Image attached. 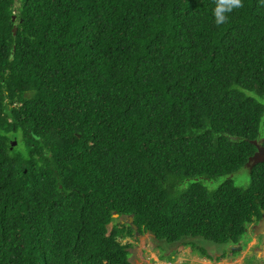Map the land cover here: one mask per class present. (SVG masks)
Wrapping results in <instances>:
<instances>
[{
	"label": "trees",
	"instance_id": "obj_1",
	"mask_svg": "<svg viewBox=\"0 0 264 264\" xmlns=\"http://www.w3.org/2000/svg\"><path fill=\"white\" fill-rule=\"evenodd\" d=\"M259 149L264 0H0V264L236 256Z\"/></svg>",
	"mask_w": 264,
	"mask_h": 264
},
{
	"label": "rangeland",
	"instance_id": "obj_2",
	"mask_svg": "<svg viewBox=\"0 0 264 264\" xmlns=\"http://www.w3.org/2000/svg\"><path fill=\"white\" fill-rule=\"evenodd\" d=\"M264 160V149H259L258 154L251 160L246 168L241 170L235 176V181L239 186H245L249 182V170L252 165L257 163L258 161ZM243 171V172H242ZM122 221V220H121ZM250 226L253 231L249 230L247 232V236L249 238V242L247 244V248L241 254L236 256H228L225 260L220 262L217 261H209L197 253H193L190 247H183L181 245H174L173 247L164 248L165 256H172L173 260L161 261L159 259L160 251L157 249L156 243L153 241L152 236L147 234L145 236L139 237L138 240L127 239L122 243H129L132 247L128 250L130 253V262L132 264H262L264 263V222L263 225L258 227ZM111 229V226L108 227ZM207 249L209 255L213 256V258H218L224 249L222 247H216L214 245H204ZM252 255H257L254 260L251 258ZM261 258V259H259Z\"/></svg>",
	"mask_w": 264,
	"mask_h": 264
},
{
	"label": "water",
	"instance_id": "obj_3",
	"mask_svg": "<svg viewBox=\"0 0 264 264\" xmlns=\"http://www.w3.org/2000/svg\"><path fill=\"white\" fill-rule=\"evenodd\" d=\"M15 19H16V17L13 16V17H12V21L14 22ZM15 32H16V27H14V29H13V33H14V34H15ZM15 145H16V142H13V143H12V146H15ZM263 161H264V160H261V161H258V162H263ZM258 162H257V163H258ZM262 215H263V218H264V212H262ZM117 217H118V216L115 215V218H117ZM126 220H127L130 224L133 223V217H132V216L127 217ZM133 228H134L135 230H137L135 226H133ZM241 250H242V248H240V247H238V248H232V251H241Z\"/></svg>",
	"mask_w": 264,
	"mask_h": 264
},
{
	"label": "flooded vegetation",
	"instance_id": "obj_4",
	"mask_svg": "<svg viewBox=\"0 0 264 264\" xmlns=\"http://www.w3.org/2000/svg\"><path fill=\"white\" fill-rule=\"evenodd\" d=\"M263 222H264V219L260 220V221H259L254 227L256 228V227H258V226H260V225H263ZM253 225H254V224H253ZM253 225H252V226H253ZM249 230L253 231L252 228H249V229H248V232H249ZM241 244H242V243H240L239 246H241ZM241 247H242V246H241ZM242 248H243V247H242ZM246 248H247V245H246ZM246 248H245V249H246ZM243 250H244V249H243ZM243 250H242V251H243ZM242 251H241V252H242ZM256 256H257V255H252L251 258H253V259L255 260V259H256ZM259 259H261V258H259ZM262 264H264V263H262Z\"/></svg>",
	"mask_w": 264,
	"mask_h": 264
},
{
	"label": "clouds",
	"instance_id": "obj_5",
	"mask_svg": "<svg viewBox=\"0 0 264 264\" xmlns=\"http://www.w3.org/2000/svg\"><path fill=\"white\" fill-rule=\"evenodd\" d=\"M262 219H264V218H262ZM126 221H127V220H126ZM250 226H252V225H250ZM250 226H249V227H250ZM249 227H248V229H249ZM248 229H247V232H248ZM247 244H248V243H247ZM238 247L242 248L241 246H237V247H233V248H238ZM242 250H243V248H242ZM242 250H241V251H242ZM241 251H238L239 254H241ZM242 252H244V250H243ZM162 264H169V263H165V262H164V263H162Z\"/></svg>",
	"mask_w": 264,
	"mask_h": 264
}]
</instances>
